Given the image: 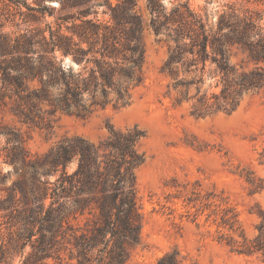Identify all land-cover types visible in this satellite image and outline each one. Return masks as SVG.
I'll return each mask as SVG.
<instances>
[{
  "label": "trees",
  "instance_id": "trees-1",
  "mask_svg": "<svg viewBox=\"0 0 264 264\" xmlns=\"http://www.w3.org/2000/svg\"><path fill=\"white\" fill-rule=\"evenodd\" d=\"M34 1L28 9L44 15V0ZM145 1L148 22L136 0H58L47 8L54 19L44 29L0 32V111L38 125L56 111L85 117L110 103L126 105L143 80L145 28L165 43L161 70L196 117L231 112L244 95L264 89V0H254L262 5L254 10L229 7L212 26L187 1L169 9L163 0ZM101 5L106 20L98 18ZM233 47L254 66L230 62ZM205 73L217 91L201 90ZM142 136L136 126H109L97 141L64 136L32 154L23 135L0 120V158L10 167L0 170V264L17 257L18 264H126L140 239ZM247 180L253 192L264 189V179ZM259 217L256 236L231 244L237 253L264 257V209ZM223 222L233 230L232 217ZM155 264L197 263L172 250Z\"/></svg>",
  "mask_w": 264,
  "mask_h": 264
},
{
  "label": "rangeland",
  "instance_id": "rangeland-1",
  "mask_svg": "<svg viewBox=\"0 0 264 264\" xmlns=\"http://www.w3.org/2000/svg\"><path fill=\"white\" fill-rule=\"evenodd\" d=\"M18 1L0 0V32L15 36L44 29L46 22H53L47 8H57L58 0L43 1L44 15L43 11L28 9L38 6L34 0ZM184 1L208 26L220 13L230 11L229 7L238 11L262 7L254 0L163 3L169 9ZM106 9L96 7L99 19L108 18L103 13ZM136 10L145 22L149 21L145 0H136ZM142 43L143 80L132 89L126 105L110 103L85 117L56 111L46 114L38 125L19 122L8 111H0V120L23 135L24 146L32 154L46 151L64 136L79 135L97 141L108 133L109 126H136L142 131L138 148L144 162L135 172L140 239L126 264H155L172 250L197 264H264L263 256L240 254L231 247L243 237L252 239L257 235L259 213L264 209V189L253 192L247 180L264 179V89L244 95L231 112L196 117L190 103L180 100L172 77L161 70L166 58L165 43L148 28L143 31ZM229 59L247 68L254 66L235 47ZM66 61L64 65L69 64ZM201 90H218L207 73ZM3 144L0 138V147ZM8 169L0 158V170L4 173ZM228 217L234 220L233 230L223 222ZM13 264H18V257ZM43 264L56 263L47 260Z\"/></svg>",
  "mask_w": 264,
  "mask_h": 264
},
{
  "label": "water",
  "instance_id": "water-1",
  "mask_svg": "<svg viewBox=\"0 0 264 264\" xmlns=\"http://www.w3.org/2000/svg\"><path fill=\"white\" fill-rule=\"evenodd\" d=\"M67 62V61H66Z\"/></svg>",
  "mask_w": 264,
  "mask_h": 264
}]
</instances>
